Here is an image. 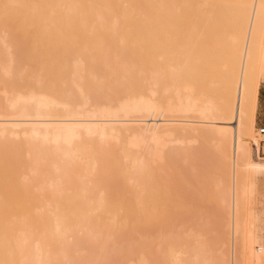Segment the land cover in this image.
I'll return each mask as SVG.
<instances>
[{
    "label": "bare ground",
    "instance_id": "obj_1",
    "mask_svg": "<svg viewBox=\"0 0 264 264\" xmlns=\"http://www.w3.org/2000/svg\"><path fill=\"white\" fill-rule=\"evenodd\" d=\"M262 84L264 0H0V264H264Z\"/></svg>",
    "mask_w": 264,
    "mask_h": 264
},
{
    "label": "rangeland",
    "instance_id": "obj_2",
    "mask_svg": "<svg viewBox=\"0 0 264 264\" xmlns=\"http://www.w3.org/2000/svg\"><path fill=\"white\" fill-rule=\"evenodd\" d=\"M263 85V84H262ZM264 86V85H263ZM256 126L257 127H264V105L262 104L261 105V107H260V109H259V111H258V114H257V117H256ZM262 145H263V142L261 143ZM263 149V148H262ZM262 149H260V155L261 156H264V151H262ZM211 154H214V153H211ZM211 156V155H210ZM210 156H209V158H208V161H209V159H211L209 162L210 163H206V165H208V164H210V165H208V166H210L211 168L208 170V171H210L209 172V175L210 176H216V162H215V160H216V158L214 157V155H213V157L212 158H210ZM214 159V160H213ZM214 162H213V161ZM212 162V163H211ZM214 166H215V168H214ZM184 168H185V165H184ZM215 169V170H214ZM185 170V169H184ZM211 172H212V174H211ZM214 173V174H213ZM181 232V229L179 230H176V233H179V234H181L180 233ZM210 236V238H212L211 237V235H209ZM209 238V237H208Z\"/></svg>",
    "mask_w": 264,
    "mask_h": 264
},
{
    "label": "crops",
    "instance_id": "obj_3",
    "mask_svg": "<svg viewBox=\"0 0 264 264\" xmlns=\"http://www.w3.org/2000/svg\"><path fill=\"white\" fill-rule=\"evenodd\" d=\"M259 99H258V109H260L261 105L263 104L264 105V86L261 85L260 88H259V95H258ZM257 109V114H258V110ZM263 148V149H262ZM262 151H264V142H263V145L261 144V148Z\"/></svg>",
    "mask_w": 264,
    "mask_h": 264
},
{
    "label": "built area",
    "instance_id": "obj_4",
    "mask_svg": "<svg viewBox=\"0 0 264 264\" xmlns=\"http://www.w3.org/2000/svg\"><path fill=\"white\" fill-rule=\"evenodd\" d=\"M260 133H264V127H261L259 130Z\"/></svg>",
    "mask_w": 264,
    "mask_h": 264
}]
</instances>
